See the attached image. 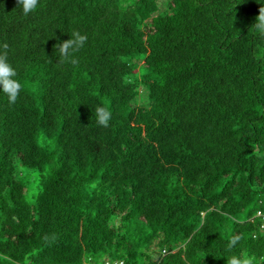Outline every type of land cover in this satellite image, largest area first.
I'll use <instances>...</instances> for the list:
<instances>
[{
    "label": "trees",
    "instance_id": "trees-1",
    "mask_svg": "<svg viewBox=\"0 0 264 264\" xmlns=\"http://www.w3.org/2000/svg\"><path fill=\"white\" fill-rule=\"evenodd\" d=\"M261 8L40 0L25 16L0 0V55L25 86L14 105L0 94V258L264 264ZM73 32L87 42L61 63Z\"/></svg>",
    "mask_w": 264,
    "mask_h": 264
},
{
    "label": "clouds",
    "instance_id": "clouds-1",
    "mask_svg": "<svg viewBox=\"0 0 264 264\" xmlns=\"http://www.w3.org/2000/svg\"><path fill=\"white\" fill-rule=\"evenodd\" d=\"M40 0H17L18 7H21L25 16L34 13L39 5ZM259 34L264 35V8L260 9V15L256 18V22L252 26ZM87 35L79 32H73L70 39L59 45V53L61 56V63H70L72 65L78 64V59L75 53L84 47L87 42ZM24 84L18 79L17 70L9 62L6 55H0V94L7 97L10 104H16L22 91ZM97 123L103 127H108L112 118V113L106 106H99L96 108ZM233 240L231 244H235ZM231 246V245H230ZM2 264H8L6 257L0 258ZM226 264H255V258L245 255L244 257L231 256L227 259Z\"/></svg>",
    "mask_w": 264,
    "mask_h": 264
},
{
    "label": "rangeland",
    "instance_id": "rangeland-1",
    "mask_svg": "<svg viewBox=\"0 0 264 264\" xmlns=\"http://www.w3.org/2000/svg\"><path fill=\"white\" fill-rule=\"evenodd\" d=\"M21 174L22 176L25 177V179L29 183L30 194L35 193L34 187L37 185L38 172L29 171L22 168Z\"/></svg>",
    "mask_w": 264,
    "mask_h": 264
},
{
    "label": "built area",
    "instance_id": "built-area-1",
    "mask_svg": "<svg viewBox=\"0 0 264 264\" xmlns=\"http://www.w3.org/2000/svg\"><path fill=\"white\" fill-rule=\"evenodd\" d=\"M121 264H124V263H121Z\"/></svg>",
    "mask_w": 264,
    "mask_h": 264
}]
</instances>
